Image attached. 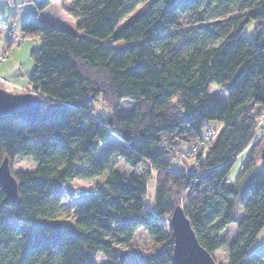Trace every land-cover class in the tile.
Returning <instances> with one entry per match:
<instances>
[{
    "label": "trees",
    "instance_id": "obj_1",
    "mask_svg": "<svg viewBox=\"0 0 264 264\" xmlns=\"http://www.w3.org/2000/svg\"><path fill=\"white\" fill-rule=\"evenodd\" d=\"M51 1L26 2L41 11ZM64 1L73 29L33 19L20 27L22 41H39L27 83L42 107L29 118L0 116V164L35 165L12 174V205L0 186V264H93L97 255L108 264H175L176 205L211 256L224 249L226 264H264V254L252 252L264 229V136L255 140L264 116V0H148L123 24L141 0ZM211 86L225 103L209 102ZM122 102L131 104L126 112ZM96 103L105 107L99 114L91 112ZM111 137L128 175L108 155L95 159ZM181 143L189 150L181 153ZM102 176L95 190L69 186ZM231 225L235 237L222 239ZM138 229L156 251L120 248Z\"/></svg>",
    "mask_w": 264,
    "mask_h": 264
},
{
    "label": "rangeland",
    "instance_id": "obj_2",
    "mask_svg": "<svg viewBox=\"0 0 264 264\" xmlns=\"http://www.w3.org/2000/svg\"><path fill=\"white\" fill-rule=\"evenodd\" d=\"M147 1L148 0H141V4L139 6H137L135 11L131 15L127 16L124 20H122L120 24H123L130 16H132L133 14L138 12L141 9V7L143 6V4ZM68 5H69V3L65 2L64 0H52L51 3L46 8L39 11L40 15H39L37 20L45 21L52 26H59L61 28H67V29L72 28L73 29L74 20L66 12L67 7H69ZM206 17L208 18V19H206L208 21H212L214 18L210 14H207ZM196 18L197 17H195L192 20L195 21ZM8 27H9V25L6 27V29H8ZM250 31H251V29L248 28L247 33H250ZM5 35H1L0 38L5 40L6 39ZM115 46L121 47V46H125V44L120 42V43H116ZM11 47L13 48L12 51H14V53H13L14 59L13 60L16 61L17 64H19L20 70L22 72L21 74L28 76L32 72L33 67H34V64H33V61L31 59L30 55H31V52L38 50L39 41H34L32 39H28V40H24L22 43H20L19 47H17L16 45H13ZM17 49H20V50L17 51ZM8 56H9V54H8ZM7 59H8V57H7ZM5 84H6V82L0 83V87L2 89L6 90L7 92H12V93L33 92L31 90V88L27 91H23V90L20 91L19 89H16V88H10L9 86H7ZM208 98H209V102H213L215 100H221L224 103L226 102V97H225L224 93L216 86L210 87L209 93H208ZM130 107H131V104L129 102H122L120 105L119 111L126 112ZM103 108H105V107L102 103H96V104H94L91 112L93 114H99ZM104 115L106 116L107 113H105ZM22 123L23 122L18 123V128L21 127ZM209 127L216 129L218 131L221 128V124H219L217 122H210ZM117 143L118 142L114 137L109 138L107 140V143L100 146L97 154L95 155V159H101V158L105 157L106 155H108L110 162L112 163L113 167L115 169L119 170L120 172H123L126 175H128L131 172V170L124 164L122 158H120L117 155V152H116V148L118 146ZM263 146H264V140H262L259 143L260 150ZM189 148H190L189 145H187L185 143H181L179 146V150L181 151V153L186 152L187 150H189ZM176 155H178V158H179L178 160L181 163H183L184 165H186L188 167L193 166L194 158H190L188 156H183V154H181V156H180L179 153H176ZM247 156H248V152H245L244 154L240 155L236 159L235 163L233 164L232 168L230 169V171L228 173V178L231 182H233L235 180V178H236V176H237V174L241 168V165L246 160ZM185 158H187V159H185ZM34 167H35V165L30 160H27V159H15L14 162L11 165H9L11 174L16 173L20 170L32 171L34 169ZM103 178H104V176L96 178V179H91V180H72L70 182L69 186L72 189L95 190L97 186L101 185ZM154 188H155L154 181L152 180V181H150V183L148 185V195L146 197V208H148V209H152V207H153ZM237 212H238V216L240 219L242 216V213H241V210L239 207L237 208ZM235 234H236L235 225H231V226H228V227L223 229V231L221 232V238L225 239L227 241H231L235 237ZM120 248L126 252H129L130 250L133 249V250H136V251L144 253V254L145 253H151V252H154L157 250V247L152 243L151 237L143 229H138L135 231L133 239L131 240L129 246H123ZM252 252L256 253V254H264V229L258 234L256 241L252 247ZM212 258L216 264H226L225 250L223 249V250H219V251L213 253ZM93 264H108V261L106 259H104L101 255H97L93 261Z\"/></svg>",
    "mask_w": 264,
    "mask_h": 264
},
{
    "label": "water",
    "instance_id": "obj_3",
    "mask_svg": "<svg viewBox=\"0 0 264 264\" xmlns=\"http://www.w3.org/2000/svg\"><path fill=\"white\" fill-rule=\"evenodd\" d=\"M41 107L42 99L34 92L12 93L0 87V116L29 118L38 115ZM259 159L264 161V146L260 150ZM0 186L5 195L4 203L12 205L17 198V183L10 172L7 158L0 164ZM169 227L173 238L172 260L175 264H216L198 243L180 205L173 208Z\"/></svg>",
    "mask_w": 264,
    "mask_h": 264
},
{
    "label": "crops",
    "instance_id": "obj_4",
    "mask_svg": "<svg viewBox=\"0 0 264 264\" xmlns=\"http://www.w3.org/2000/svg\"><path fill=\"white\" fill-rule=\"evenodd\" d=\"M26 1L27 0H0V36L5 35L6 27L10 25V23H14L20 30L21 25L25 21L29 19H38L40 12L31 3ZM10 14H14L12 19H9ZM74 23L75 21L73 25ZM6 40L7 39L3 40L0 38V55L5 50H7L9 54L8 59L0 63V77L6 82L5 85L10 88L27 91L30 89L27 83V76L21 74L22 72L19 64L13 60V48L8 45ZM16 46L19 47L20 43ZM18 50L20 49H17V51Z\"/></svg>",
    "mask_w": 264,
    "mask_h": 264
},
{
    "label": "built area",
    "instance_id": "obj_5",
    "mask_svg": "<svg viewBox=\"0 0 264 264\" xmlns=\"http://www.w3.org/2000/svg\"><path fill=\"white\" fill-rule=\"evenodd\" d=\"M5 34H6V39L8 41L7 43L10 46L18 45L23 40V36L20 30L16 27V25H14V23H10L8 29H6L5 31ZM7 57H8V51L5 50L0 55V63L6 61ZM2 82H5V81L0 78V83ZM258 126H259L258 133L256 135L255 140H260L264 136V116L259 119ZM203 146H204L203 143L196 145L195 148L192 149V153L198 152Z\"/></svg>",
    "mask_w": 264,
    "mask_h": 264
}]
</instances>
